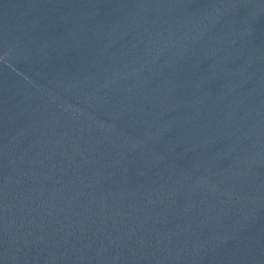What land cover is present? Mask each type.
<instances>
[{
	"label": "water",
	"instance_id": "obj_1",
	"mask_svg": "<svg viewBox=\"0 0 264 264\" xmlns=\"http://www.w3.org/2000/svg\"><path fill=\"white\" fill-rule=\"evenodd\" d=\"M0 264H264V0H0Z\"/></svg>",
	"mask_w": 264,
	"mask_h": 264
}]
</instances>
